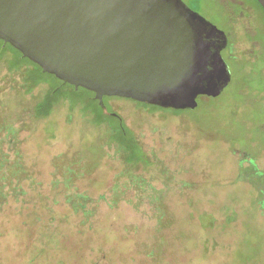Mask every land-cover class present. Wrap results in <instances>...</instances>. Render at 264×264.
Segmentation results:
<instances>
[{"label":"rangeland","instance_id":"rangeland-1","mask_svg":"<svg viewBox=\"0 0 264 264\" xmlns=\"http://www.w3.org/2000/svg\"><path fill=\"white\" fill-rule=\"evenodd\" d=\"M184 1L226 34L222 55L232 79L213 101L199 97L192 111L106 97L107 114L120 116L152 158V168L134 174L124 172L122 150L112 142L115 118L96 122L68 95L34 118L48 81L27 91L30 66L10 69L11 53L0 61V120L15 128L11 144L5 139L12 135L0 129L1 152L11 164L18 152L33 177L21 180L25 194L9 196L0 213V264H264V215L250 204L248 183L235 180L229 147L252 154L250 140L264 146V11L255 0ZM66 195L86 200V225L85 210H73ZM22 198L29 208L38 203V225L24 223ZM44 201L53 202V218ZM203 214L213 222L202 224ZM45 220L60 227L61 237L42 262L33 261Z\"/></svg>","mask_w":264,"mask_h":264},{"label":"water","instance_id":"water-1","mask_svg":"<svg viewBox=\"0 0 264 264\" xmlns=\"http://www.w3.org/2000/svg\"><path fill=\"white\" fill-rule=\"evenodd\" d=\"M0 38L104 109V96L192 109L232 79L226 34L184 0H0Z\"/></svg>","mask_w":264,"mask_h":264},{"label":"trees","instance_id":"trees-1","mask_svg":"<svg viewBox=\"0 0 264 264\" xmlns=\"http://www.w3.org/2000/svg\"><path fill=\"white\" fill-rule=\"evenodd\" d=\"M257 4L262 8L264 11V8L261 6V4L258 2V0H255ZM228 43L226 47L222 50L225 51V49L228 48ZM11 53V57L8 61V65L10 69H17L21 68L23 66H30L29 69L25 71L24 75V84H27L26 90L32 91L34 87L42 81H48L49 83V89L47 90L44 97L39 100L33 107L32 116L34 118L44 117L51 113L52 108L55 103L59 102L60 99L63 98L64 95H68L72 97L74 100V104L70 103L72 107L77 105H82V109H85L84 111L91 115L93 117V120L96 122H104V115H109L105 111V109L101 106L99 100L95 97V92L87 89L85 87L79 86L75 87V85L64 82L62 79L57 77L53 73L45 72L43 71L42 67L36 63L35 61L31 60L30 58L23 55V53L14 47L11 43L4 41L2 38H0V61L2 59ZM223 56V55H222ZM53 78L57 80V83L55 85H51L52 82L48 80V78ZM69 87V88H68ZM203 98L202 102L206 103L208 99H212V101L215 99V97L209 96V95H199L197 97V106L192 109H177L173 107H163L157 104H151L147 102L138 101L139 103L146 105L151 108H158L162 110H170L174 112H183V111H192L199 107L198 99L199 97ZM106 97H119V96H104V99ZM207 98V100H206ZM80 103V104H79ZM117 120L115 127L113 128V138L112 142H115L120 146V149L123 153V159L126 163V169L124 172L134 174L136 169H139L141 167L143 168H152V158L151 156L144 150L142 145L139 143L136 136L134 135V132L124 123L123 119L116 115L111 114L109 115ZM264 128V127H263ZM0 129H3L4 131H7L12 135L9 139H5L7 143H15V139L13 138L15 128L13 125L4 123V121L0 120ZM135 136V137H134ZM224 140V139H223ZM2 142H0V145ZM250 144L253 147H256L252 154L245 148H239V147H230L231 152L233 153L236 161H237V174L235 177L236 181L245 182L248 183L250 186V204L252 203L254 205V208L257 210V215H264V162H260V158H264V146L260 143L255 141V139L250 140ZM251 157L249 159H252L250 161L248 158H246V161L244 160V156ZM8 155L1 152L0 148V177L1 180L3 179L5 182L1 184L0 186V213L2 212L4 205L8 203L9 196L14 197L13 199L17 201V194H25V190L22 189V186L20 185L21 180L23 179H33L32 175L29 174L28 169L25 168L22 157L19 155V153H16V158L13 161V164H11L8 160ZM129 165V166H128ZM74 168V167H73ZM74 170V169H73ZM79 170V169H78ZM67 174V173H66ZM17 181L18 184H15L14 182ZM57 182V181H56ZM7 184V185H6ZM7 186V187H5ZM75 196V194H74ZM67 200V201H65ZM65 202L69 203V205L72 207L73 210H85L83 218H81L80 225H86L87 221L91 218L92 211L86 210V200L82 197H73L66 195ZM54 203H58L60 201L53 200ZM29 200L22 198L21 204L18 207L19 211H24L25 209L28 210V213H25L26 219L24 223L26 225H38V223L41 221V217L37 216L35 207H37V204L35 203L31 204V208L28 207ZM50 203L44 201L42 203L43 209L46 211V215L50 214L51 218L54 217L52 213V208L50 206ZM5 205V206H6ZM53 216V217H52ZM43 218V217H42ZM47 220V219H46ZM45 220V221H46ZM42 223L41 227L37 228L38 230V237L36 240V250L34 249L33 255L31 259L33 261L37 260L38 262L41 261L43 257L48 256V250L50 248H57L59 239L61 237V229L60 227H54L53 225H49L48 221ZM201 221L202 224L207 225L211 224L213 222V216L211 214H203L201 215ZM50 264V263H48ZM57 264H62L61 261H58Z\"/></svg>","mask_w":264,"mask_h":264}]
</instances>
